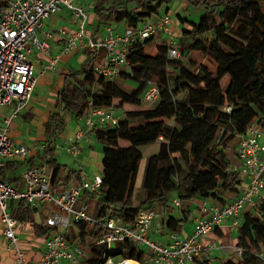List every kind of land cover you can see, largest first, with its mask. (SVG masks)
<instances>
[{
	"label": "trees",
	"instance_id": "1",
	"mask_svg": "<svg viewBox=\"0 0 264 264\" xmlns=\"http://www.w3.org/2000/svg\"><path fill=\"white\" fill-rule=\"evenodd\" d=\"M169 1L93 0L95 30L106 25L137 27L148 18L169 13ZM188 1L203 5L205 12L198 21L176 14L185 25L177 38L178 57L169 56L164 41L156 45L154 55L147 51L150 39L129 45L127 65L120 69L118 77L136 82L131 91L95 72L104 49L86 48L85 60L66 76L56 109L45 125L48 138L40 156L50 170L49 185L54 194L63 193L70 178H77L80 172L55 159L54 140L66 124L62 113L79 118L90 107L120 111L117 126L88 132L102 144L101 186L95 192L83 191L96 206L98 213L92 216L112 207L111 217L132 225L139 211L160 205L162 225L174 231L189 217L179 219L172 215L173 206L168 205L172 194L179 201L211 199L222 206L240 193L243 176L231 167L240 164L236 153L239 135H244L252 123L261 124L264 129V0ZM163 5L165 10L160 13ZM193 56L203 58L194 70L191 63L186 64L188 60L193 62ZM225 76H229L227 87L216 93L212 103H207L208 92L218 87ZM149 83L159 89L158 102L154 107L143 108L141 94ZM125 105L135 108L127 110ZM227 106L232 109L228 111ZM121 141L129 145L122 146ZM154 142H158V149L147 158L140 191L136 192L142 159L139 147ZM232 149L235 158L229 156ZM64 170L66 176L62 177ZM34 211L21 199L18 209L9 213L22 222L32 219ZM34 228L42 236L51 230L36 225ZM238 229L237 246L243 248V255L222 264H264L260 257L264 252V198L244 212ZM105 233L93 223L82 222L69 229L67 238H78L84 245ZM92 251L98 253L99 249L92 247ZM108 254L141 264H145L148 255L132 241L116 243Z\"/></svg>",
	"mask_w": 264,
	"mask_h": 264
},
{
	"label": "built area",
	"instance_id": "2",
	"mask_svg": "<svg viewBox=\"0 0 264 264\" xmlns=\"http://www.w3.org/2000/svg\"><path fill=\"white\" fill-rule=\"evenodd\" d=\"M0 108L12 105L13 113L0 118V167L4 159H20L29 155L30 149L16 144L8 135L11 119L14 114L22 111L32 100L36 76L31 59V50L36 48L47 54L50 36L37 34L43 19L67 8L78 20L74 32L64 36V43L59 52L51 56L41 73L53 69L61 55L73 50L87 48L90 51L104 49L103 59L95 65V72L106 80L118 77L120 69L127 65L126 55L132 42L161 38L168 33L164 43L168 47L170 57H178L177 36L169 31L172 15L163 13L156 20L148 18L137 27L124 26L122 29L106 25L105 34L92 37L87 33L88 12L74 0H0ZM159 89L155 83H149L142 93L146 101L157 99ZM230 111L231 106L226 108ZM120 111L112 107H90L83 116L84 128L75 133L74 140L66 147V153L77 157L78 140L87 137L94 128H110L117 126ZM237 156L240 164L232 165L248 178V186L239 195L225 205H203L201 215L194 220L190 235L182 237L172 231L167 242H159L151 238L149 231L154 223L162 225L163 213L160 205L141 210L131 225L111 217L112 207L104 208L98 216L88 212V205L82 202L83 191L95 192L101 186L102 176L94 174L88 178L84 170H80L76 182L70 184L63 193L54 194L49 185V168L45 162L33 165L22 173L25 182L24 190H17L9 183L0 179V229L14 247L15 264H141L140 262L108 254V250L116 243L132 241L136 245L148 247L145 264H194L203 253L211 254L218 248L209 242L208 236L215 233L225 222L231 221V227L237 228L240 217L245 211L254 208L264 198V129L261 124L252 123L244 135H239ZM45 148V144L41 146ZM24 200L27 205L37 209L42 203L54 206L46 213L42 226L51 228L44 238L43 251L38 259H27L17 247L16 220L8 210V200ZM172 204L180 207V201L174 199ZM89 222L106 230V233L84 245L78 238H67L69 229L77 224ZM78 234L77 230L75 231ZM93 248L99 251L93 252ZM223 250L232 251L236 257L243 255L240 246H221ZM231 249V250H229ZM264 260V252L260 253Z\"/></svg>",
	"mask_w": 264,
	"mask_h": 264
},
{
	"label": "crops",
	"instance_id": "3",
	"mask_svg": "<svg viewBox=\"0 0 264 264\" xmlns=\"http://www.w3.org/2000/svg\"><path fill=\"white\" fill-rule=\"evenodd\" d=\"M93 0H74L76 4L85 6L89 13V21L87 24L90 26L94 25L96 28V21L94 13L91 10V4ZM165 13V12H164ZM171 14V13H170ZM162 15V14H161ZM172 15V14H171ZM159 16L151 17L156 20ZM172 21L169 25V31L174 33L175 36L181 37V30L184 27L177 17L172 16ZM86 24V25H87ZM78 27V20L72 15V13L67 8H61L57 13L50 15L49 17L43 19L41 29L37 30V34L42 38L43 33H48L50 36L46 39L49 47L47 54L39 51L36 48L31 50V59L34 64V74L36 76V84L33 91L32 100L25 106V108L14 114L11 119L8 135L16 144H21L30 149V153L25 158L20 159H4L0 178L5 182L12 185L17 190L25 189V182L22 178V173L31 167L32 165H37L41 163L40 156L43 152L42 144L46 146L47 134L45 125L48 122L52 113H54L57 105V98L60 90L66 80V76L73 70L77 69L80 64L86 58V48H80L73 50L68 54L61 55L58 63L53 69H47L44 73L41 70L46 67L48 60L51 56L57 54L64 43V36L67 33L74 32ZM102 27V32L98 30H87V33L94 34V37L103 36L105 34V26ZM118 29H122L123 25H116ZM168 33H165L161 38H155L151 40V45L154 40H159L163 42L167 39ZM103 59V58H102ZM13 113L12 105L4 106L0 108V118L10 116ZM73 117V116H72ZM75 128L72 132L64 133L65 131L59 133V135H65L67 139L66 146L74 140L75 133L84 128L83 116L76 118L74 117ZM25 123V124H22ZM27 124V126H25ZM34 129L35 134L32 136L31 129ZM65 128V127H64ZM58 137V136H57ZM54 140V147L56 148V139ZM91 137H94L93 133H88L87 137H83L78 140L79 153L77 157H73V164L66 165L72 170H84L88 178H91L94 174H100L102 171V149L98 151ZM65 146V147H66ZM64 147V149H65ZM66 152V151H65ZM237 153V151H236ZM68 154V153H67ZM70 155V154H68ZM71 156V155H70ZM230 156V154H229ZM234 156V154H233ZM233 156H230L233 158ZM56 159V157H55ZM59 163V161L56 159ZM100 170V173H98ZM67 170L62 171L61 176H66ZM50 174V170H49ZM137 179V178H136ZM76 182V177L72 176L70 178V184ZM248 186V178L240 186V193L243 189ZM66 187V188H67ZM239 193V194H240ZM238 194V195H239ZM235 197V196H234ZM233 197V198H234ZM232 198V199H233ZM176 199V198H175ZM199 200L198 203H193L188 200L180 201V207L182 211V216L178 217H189V226H186V222L178 225L174 231L178 232L182 237L191 234L194 227V220L196 217L201 215V208L203 205L210 206L215 204L211 199H196ZM86 202L88 205V211L93 215H96V206L94 202L89 201L82 192L81 200ZM19 207V200L10 199L8 200V210H16ZM54 206L49 203H42L32 214V219L24 220L22 222L16 220V236H17V247L23 251L27 259H38L43 251V244L45 236L37 235L35 232V225L42 226V222L48 211L53 210ZM90 213V214H91ZM243 214L240 217V224L242 223ZM187 219V220H188ZM186 220V221H187ZM152 233L154 240L159 242H167L168 235L172 232L171 229L165 228L163 225L153 226ZM239 229L231 227V221L225 220L224 224L215 231V233L208 236L209 242H214L218 245V248L211 251V254L203 253L194 264H222L231 257H234L232 251L223 250L221 246L233 247L237 245ZM236 234V235H235ZM150 235V236H151ZM159 235V236H158ZM152 238V237H151ZM231 250V249H229ZM227 257V258H226ZM0 264H15L14 260V247L9 246L8 240L3 236L0 229Z\"/></svg>",
	"mask_w": 264,
	"mask_h": 264
},
{
	"label": "rangeland",
	"instance_id": "4",
	"mask_svg": "<svg viewBox=\"0 0 264 264\" xmlns=\"http://www.w3.org/2000/svg\"><path fill=\"white\" fill-rule=\"evenodd\" d=\"M263 4H264V1H263ZM166 6L169 8L168 9L169 14L171 13L172 16H175L176 17V14H179L183 18H186L187 20H190V21H198L204 15V12H205V8H204L203 5H195V4L191 3L188 0H170L167 3ZM166 6L163 5L159 9V12L160 13H163ZM83 7L85 8V6H83ZM87 12H88V10H87ZM88 16H89V13H88ZM86 29L87 30L88 29L89 30H94L95 29V26L94 25H92V26L90 25L89 26L87 24L86 25ZM102 30H103L102 27H100V30L99 31L102 32ZM159 42H160L159 40H154L153 43H152V45H150L147 48L148 53H150L151 55H154L155 54V50H156V45ZM192 60H193V62L190 61V60H188L189 62L187 61L186 64L187 65H190L189 63H191L192 65H190V67H191V69L194 70L195 67H198L199 66V63H200L199 61H202L203 58L198 57V56H193L192 57ZM114 80L125 91H131L133 88L136 87V82L131 81V80H126L125 81V80H123V79H121L119 77H116ZM228 83H229V76L223 77L222 80L220 81L219 86L216 87V88L211 89L208 92V96H207V99H206L207 103H212L213 100H214V97H215L216 93L219 90L225 89L227 87ZM32 97H33V95H32ZM157 102H158V98L157 99H154V100L146 101V100L143 99L142 94H141V105H140V107H143V108H151V107H154ZM124 108L127 109V110L128 109L130 110V109H134L135 107L134 106H131V105H125ZM62 116H63V119H64V121L66 123L65 124V128L63 130V131H65L64 133L72 132L73 129L75 128V123H76V121L74 120V117H72L66 111L62 113ZM22 124H25V123L22 122ZM25 126H27V124ZM60 132H62V131H60ZM59 133L57 135L58 137L56 139V144H55V146H56V148H55V157L59 161L60 164L72 165L74 158L72 156L68 155L65 152V149H64V147L66 146L65 144L67 142V139L65 138V135L64 134L63 135H59ZM30 134L32 136L36 135L33 128L31 129V133ZM91 139H92V141L95 144L94 147H96V150L97 149H98V151L101 150L102 149V144L100 142L96 141L93 137H91ZM121 145L122 146H128L129 144L126 141H121ZM157 149H158V142L149 143L147 145H143V146H140L139 147V150L142 153V159H141L140 164H139V170H138L137 179H136V182H135V188H136L135 190H136V192L140 191L141 180H142V176H143V171H144V167H145L146 160H147V158L150 155L154 154L157 151ZM233 149L229 152V154H230V156H233V154H234L233 158H235L236 156H235V153H234ZM98 173H100V170H99ZM246 179H247V177H244L243 176V184L246 181ZM175 198H176V194L174 193V194H172V196H171V198L169 200L168 205L173 206L172 215L173 216H176V217H180V216H182L181 209H179V207H176V206H174L172 204V201ZM189 201L190 202H193V203H198L199 202V200H196V199H189ZM165 218L166 219L168 218V213L166 214ZM185 222H186V226H189L188 224L190 223V220L188 219ZM153 226L154 227L155 226H158V224L157 223H154ZM151 230H152V228H151ZM151 230L149 231V233H152ZM151 237H152V239H155L153 237V235H151ZM136 246L138 247V249L143 250L146 253L148 252V247L147 246H145V245H136Z\"/></svg>",
	"mask_w": 264,
	"mask_h": 264
}]
</instances>
